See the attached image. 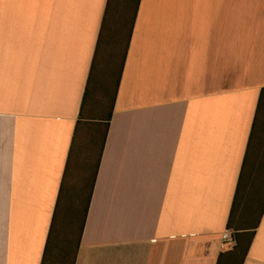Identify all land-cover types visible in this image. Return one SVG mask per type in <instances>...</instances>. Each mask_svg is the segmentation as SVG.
I'll use <instances>...</instances> for the list:
<instances>
[{"label": "crops", "instance_id": "0c3cea01", "mask_svg": "<svg viewBox=\"0 0 264 264\" xmlns=\"http://www.w3.org/2000/svg\"><path fill=\"white\" fill-rule=\"evenodd\" d=\"M107 1L0 0V264H41L84 122L110 103L74 264H217L233 249L221 233L254 226L239 218L251 187L264 193V144L243 169L264 0H139L133 23L113 8L100 38ZM242 264H264V210Z\"/></svg>", "mask_w": 264, "mask_h": 264}, {"label": "trees", "instance_id": "16d2710c", "mask_svg": "<svg viewBox=\"0 0 264 264\" xmlns=\"http://www.w3.org/2000/svg\"><path fill=\"white\" fill-rule=\"evenodd\" d=\"M131 3V0H108L107 6L104 14L103 19V27L100 34V38L103 36L104 30H108L107 22H108V16L112 14V10H114L116 7H123V9L129 8V5ZM139 3V0H135V4L133 6V19L135 18L137 5ZM114 8V9H113ZM123 15L126 14L122 13ZM127 22L125 18L120 17L119 24L122 27H125L127 25ZM129 23V22H128ZM107 28V29H106ZM131 34V27L128 33V39L126 42V48L129 40V36ZM88 94V89L85 93V100ZM83 100V106L84 101ZM108 112L105 114V117L102 118H93L94 122H84L81 121L82 124L86 123L89 127L88 130V143L85 147V151L83 152L84 157V164L88 165L89 161L92 157L93 151L90 153V146L93 148L95 146L94 142L92 140H89L90 135L94 132L96 135H98L97 132H95V129L100 130V139L98 141L97 149H96V157L94 162H92V172L89 177L85 178V175L79 176L80 180L77 182L79 183L84 182L83 185L87 186V196L84 198V208L80 207V203H77V199L71 202V215L69 218L68 227L65 228L64 226V213L67 212V198H64V192L66 191V188H68L67 185V178L70 174L69 167L67 166V169L65 170V177L63 178V183L61 185L60 194L58 196L54 216L52 219L51 227L48 233L46 245L44 248L43 256H42V262L41 264H74L77 248L80 242V237L83 229V224L85 220V216L88 209L89 200L92 193L93 184L96 178L97 169L99 166L100 156L101 152L104 147L105 138L107 135L108 127H109V121L111 118L112 113V105L110 103ZM81 119H84L82 117L81 113ZM84 122V123H83ZM77 124V130L80 127V124ZM99 136V135H98ZM264 143V88L261 89V93L259 96V101L257 105V109L255 112L254 122L252 126V131L248 143L247 148V154L245 157L243 169L245 167V163L248 158V152L250 149L256 145H262ZM93 145V146H92ZM95 155V154H94ZM91 162V161H90ZM86 172V170H85ZM83 185L77 186L78 192L83 191ZM71 187V186H70ZM75 188V187H74ZM75 190V189H74ZM239 200L238 195L237 199H235V202L233 203V208L231 209V215L229 218V221L227 223L228 228L233 227V221L235 216L237 215L238 209H239ZM64 203V207L62 208V204ZM259 203V200L254 201L252 204H244V207L242 208V211L239 209L240 217L239 218H247L248 215H252L255 210V206ZM260 213L255 219L254 226L251 228H242L241 223H238V226H235V232H234V238L236 240V246L225 253L220 254L219 259L217 261V264H242L244 261V258L248 252L250 243L252 241L253 235H254V229L257 227L260 216L264 210V201L260 206Z\"/></svg>", "mask_w": 264, "mask_h": 264}, {"label": "rangeland", "instance_id": "374dc122", "mask_svg": "<svg viewBox=\"0 0 264 264\" xmlns=\"http://www.w3.org/2000/svg\"><path fill=\"white\" fill-rule=\"evenodd\" d=\"M134 4H135V0H131V3L129 5V8L127 9V11H126V9H123L122 6L120 8L117 7V13L121 14V10H122V13H124V11H125L127 14V18L129 20L130 15L132 14V11H133ZM95 132H97L99 136L93 132L89 138V140H92L95 144V146L92 145L93 146V148H92L93 154H92V157L90 159L91 162L89 161V164L85 165L84 159H81L82 155H80V159L78 158V160H76L74 165L71 167L72 171H70V176L72 177V184H73V186H75V188L73 187V189H72L73 190L72 197L67 198V201H66L68 207L66 209L67 212L64 213V218H63L65 228L69 226L68 223H69V218L71 215V202L77 198V194H78V190H79V189H77V186L83 185L85 183V181H84V182L79 183V185L77 184V182L81 181L79 176L85 175V178H86V177H89L91 172H92V162H94V157H95L94 154L96 152L98 141L100 139V130L95 129ZM83 143H84V145H83V148H84V147H86L85 145H87V143H88V132L86 133V136L84 138ZM84 150H85V148H84ZM84 150H83V152H84ZM258 156H259V158L254 160V163H255L254 170H255V173L264 177V146L261 148L260 151L258 150ZM85 170H86V172H85ZM74 183H75V185H74ZM257 186L258 185L255 184L254 186L251 187L254 189V192L250 193L251 196L247 197L246 202L244 203V204H246V203L252 204L254 201L259 200L260 205H259L257 211L255 213H253L252 215L247 216L248 217L247 219L249 220L250 223H253L255 221V219L257 218V216H258L257 213L260 209L261 204L264 201V193L257 191L258 190ZM86 193H87V186L83 185V191L81 192V195L86 194ZM78 204H79V202H78ZM83 204H84V201L81 200L80 207L83 206ZM241 225H243V223H241Z\"/></svg>", "mask_w": 264, "mask_h": 264}, {"label": "built area", "instance_id": "2783aa9c", "mask_svg": "<svg viewBox=\"0 0 264 264\" xmlns=\"http://www.w3.org/2000/svg\"><path fill=\"white\" fill-rule=\"evenodd\" d=\"M221 246L225 249H232L236 246V240L231 230L226 229L221 233Z\"/></svg>", "mask_w": 264, "mask_h": 264}]
</instances>
